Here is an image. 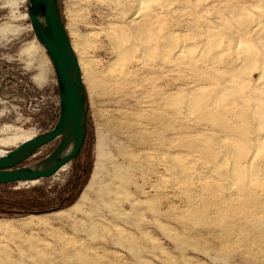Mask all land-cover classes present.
I'll return each mask as SVG.
<instances>
[{"label":"rangeland","instance_id":"1","mask_svg":"<svg viewBox=\"0 0 264 264\" xmlns=\"http://www.w3.org/2000/svg\"><path fill=\"white\" fill-rule=\"evenodd\" d=\"M160 1L158 34L183 37L192 50L206 27L220 34L222 27L217 31L208 23L213 3L206 1L202 8L196 0ZM58 2L68 36L86 63L87 132L80 163L84 169L91 164L90 174L67 209L0 217V264H264V151L255 160L261 182L244 193L212 171L223 157L221 140L254 154V115L239 106L242 117L232 109V115L212 111L210 116L185 109L197 88L218 93L216 85L231 75L228 54L219 58V70L168 63L160 52L154 55L159 61L135 51L120 56L111 38L132 44L128 22L138 0ZM258 2L217 1L225 10ZM254 24L239 23L246 34ZM246 34L251 45L256 37ZM201 59L199 66L207 61ZM258 76L255 69L246 70L242 77L250 80L242 85V96L257 93ZM58 115L55 73L34 36L27 0H0V140L46 132ZM55 146L42 147L24 165L44 159ZM174 156L188 172L183 183L174 179ZM76 174L71 161L48 179L0 188V198L14 199L16 191L35 196L34 190L53 197Z\"/></svg>","mask_w":264,"mask_h":264},{"label":"bare ground","instance_id":"2","mask_svg":"<svg viewBox=\"0 0 264 264\" xmlns=\"http://www.w3.org/2000/svg\"><path fill=\"white\" fill-rule=\"evenodd\" d=\"M206 1L213 3L211 10L214 11L211 21H208L209 19L207 20L208 23L211 22L213 24L214 30L217 29L218 31L219 28H222L221 31L219 30V35H214V33H211L212 29L206 27L204 35H201V38L198 40L194 50L189 49V46L186 43L187 40L183 37H178V35L166 32L158 34L155 30V22L159 17V12H162L163 7L160 0H138L137 13L135 17L132 18L130 23L128 22L132 35L134 36L130 46H125V42L122 43V41L119 38H115V35L113 34L111 40L120 56L124 54L128 55L129 53L135 51L141 54L143 58L147 55H152L153 58H155L154 55H156V52H160L161 56L159 57H161V59L168 60V63H171L172 61L176 64L185 65L191 63L194 64L195 67H202L205 69H218L219 58L228 54L229 58H226V67L231 68L232 66V70L228 71L231 75L227 77L228 79H225L222 83L216 85V87H218V93L216 92L214 96H212L208 93L209 91L207 89L206 90L208 92L204 88H197L189 95L184 103L187 104L185 108L187 112H202L203 116H210L212 111H220L222 114L224 112L231 114V112L229 113L230 109L233 111L237 110L235 111V114L237 112V115L239 116L240 109H238L237 106L246 108L250 111L249 113L254 115L256 123V134H254L255 139L253 138L252 144V151L254 154L251 153L249 156V154L244 152V148L242 150L241 148H237L238 146L236 147V144L233 145L234 142L230 144L226 140H221V144L219 146L223 150V157L220 165L212 168V171L216 172V174H221L222 176L228 178V182L230 185L232 184L233 189L235 188L238 191H243L244 193V188L247 186H255L261 180L259 178L262 175L259 174V166H255V160L261 152L264 151V7H261V5H264V0H259L258 3L260 5L257 4L243 9L235 8L234 10H231L230 8H227L229 10L221 8L219 5L220 3H217L218 0H196L195 4L202 7ZM202 8H204V6ZM208 17L209 16H207V18ZM204 19L206 18L204 17ZM226 22H230L228 23L229 26L226 25ZM240 22L248 25L255 23V26L250 29L249 33L246 34V31L243 32V28L239 25ZM245 34L247 36H250L248 34L255 35L256 40L250 45V43H248L249 41H245ZM230 36H232L231 38L237 40L235 44L232 40L230 41ZM249 38L250 37H248V39ZM71 45L77 56L81 72L83 73L86 63L84 64V62L79 59L78 51L80 48L72 41ZM142 57L140 56L141 59ZM201 58L207 61L206 63L204 62L205 64L200 63L201 65L199 66L197 59L199 60ZM155 59L157 60L158 57ZM194 60H196L198 65L193 63ZM252 69H255L259 75V81L257 82L256 87L257 93H252L251 95L244 97L245 95L242 96L244 93H241V95L239 91L242 89V85L249 81L250 78L247 79L242 76L246 70L247 72H251ZM256 95L257 97L255 98ZM240 116L242 117V115ZM200 118L206 119V117ZM236 119L237 117L235 120ZM31 138L33 137L12 136L1 139L0 146H14L17 143L22 144ZM6 153L7 151L4 152L0 150V157L4 156ZM177 157L179 158V156ZM177 157H171L170 162L173 168L174 179L177 182L183 183L189 178V176L187 174L188 172H186V168L181 165L179 160L180 158L178 159ZM248 160L250 161L247 162ZM261 173L264 175V168L261 169ZM93 179L94 176L92 177L90 185H88L89 187L92 185ZM88 186L86 189L89 188Z\"/></svg>","mask_w":264,"mask_h":264},{"label":"water","instance_id":"3","mask_svg":"<svg viewBox=\"0 0 264 264\" xmlns=\"http://www.w3.org/2000/svg\"><path fill=\"white\" fill-rule=\"evenodd\" d=\"M27 15L34 36L43 47L55 73L59 115L50 130L0 157V185L52 177L77 157L87 128L86 89L58 0H27ZM53 142H57V145L48 156L31 165H24L39 149Z\"/></svg>","mask_w":264,"mask_h":264},{"label":"trees","instance_id":"4","mask_svg":"<svg viewBox=\"0 0 264 264\" xmlns=\"http://www.w3.org/2000/svg\"><path fill=\"white\" fill-rule=\"evenodd\" d=\"M85 139L77 157L72 161L76 163L77 174L62 190L57 192L53 197H47L41 193L37 194L40 190L32 191L33 193L36 192L35 196L29 195L30 193L25 191L12 192L11 194L15 196L14 199L5 200L0 198V217L38 216L58 212L72 206L85 186L90 174L91 164L89 163L87 169H84V164L80 163L85 147ZM9 185H0V188Z\"/></svg>","mask_w":264,"mask_h":264},{"label":"flooded vegetation","instance_id":"5","mask_svg":"<svg viewBox=\"0 0 264 264\" xmlns=\"http://www.w3.org/2000/svg\"><path fill=\"white\" fill-rule=\"evenodd\" d=\"M86 132H87V128H86ZM85 136H86V134H85ZM56 145H57V142H56ZM55 147H56V146H55ZM52 151H53V150H52ZM52 151H51V152H52Z\"/></svg>","mask_w":264,"mask_h":264}]
</instances>
